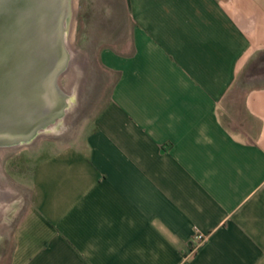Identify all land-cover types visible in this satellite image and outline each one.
Returning <instances> with one entry per match:
<instances>
[{"label":"crops","instance_id":"crops-1","mask_svg":"<svg viewBox=\"0 0 264 264\" xmlns=\"http://www.w3.org/2000/svg\"><path fill=\"white\" fill-rule=\"evenodd\" d=\"M118 10L110 94L27 155L8 264H264V0Z\"/></svg>","mask_w":264,"mask_h":264},{"label":"water","instance_id":"water-1","mask_svg":"<svg viewBox=\"0 0 264 264\" xmlns=\"http://www.w3.org/2000/svg\"><path fill=\"white\" fill-rule=\"evenodd\" d=\"M71 12L72 0H0V149L27 145L64 117Z\"/></svg>","mask_w":264,"mask_h":264},{"label":"rangeland","instance_id":"rangeland-1","mask_svg":"<svg viewBox=\"0 0 264 264\" xmlns=\"http://www.w3.org/2000/svg\"><path fill=\"white\" fill-rule=\"evenodd\" d=\"M71 13L67 39L70 62L60 78L70 99L64 117L29 144L0 149V264L9 262L11 230L27 196V155L45 141L73 138L105 103L114 80V76L98 71L95 81L93 74L97 52L109 39L116 41L122 19L118 0H72Z\"/></svg>","mask_w":264,"mask_h":264},{"label":"built area","instance_id":"built-area-1","mask_svg":"<svg viewBox=\"0 0 264 264\" xmlns=\"http://www.w3.org/2000/svg\"><path fill=\"white\" fill-rule=\"evenodd\" d=\"M194 240L197 242V243H200L201 241H203V235L199 234V233H195L194 235Z\"/></svg>","mask_w":264,"mask_h":264}]
</instances>
